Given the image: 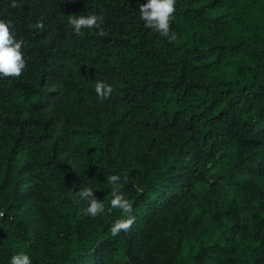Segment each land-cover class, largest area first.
<instances>
[{
  "label": "trees",
  "instance_id": "obj_1",
  "mask_svg": "<svg viewBox=\"0 0 264 264\" xmlns=\"http://www.w3.org/2000/svg\"><path fill=\"white\" fill-rule=\"evenodd\" d=\"M146 2L0 0L26 61L0 78V264H264V0H176L175 40ZM89 14L106 35L73 32ZM112 174L135 217L117 236Z\"/></svg>",
  "mask_w": 264,
  "mask_h": 264
},
{
  "label": "clouds",
  "instance_id": "obj_2",
  "mask_svg": "<svg viewBox=\"0 0 264 264\" xmlns=\"http://www.w3.org/2000/svg\"><path fill=\"white\" fill-rule=\"evenodd\" d=\"M175 2L176 0H147L146 3L140 4L139 14L140 19L144 22V27L154 30L161 37L175 40V33L170 31V24L175 13ZM10 7H18L16 0H11ZM102 20L103 18L96 14L72 15L69 16L68 24L77 35L83 29H96L100 36H104L106 33ZM33 27L43 28V23L38 22ZM22 47L23 41L16 38L12 22L0 19V78H17L22 75L26 68ZM94 90L98 100L103 102L110 97L113 88L109 84L97 81ZM124 179L127 180V174H125ZM107 180L113 186L108 212L119 209L122 213V217L115 220L110 228L111 235L117 236L122 231L128 232L135 223V217L132 215L133 205L120 192L123 187L120 183L121 176L112 174L107 177ZM78 197L87 202L83 213L85 216L95 218L105 211L104 204L96 198L91 187H84L80 190ZM3 216L4 213L0 212V217ZM10 264H31V260L26 253L19 252L10 257Z\"/></svg>",
  "mask_w": 264,
  "mask_h": 264
}]
</instances>
